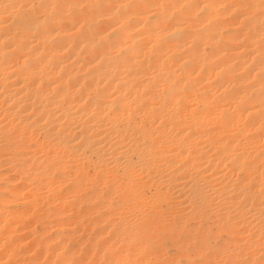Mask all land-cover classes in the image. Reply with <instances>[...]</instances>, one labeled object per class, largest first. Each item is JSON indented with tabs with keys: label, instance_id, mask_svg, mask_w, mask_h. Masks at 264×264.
Returning <instances> with one entry per match:
<instances>
[{
	"label": "bare ground",
	"instance_id": "1",
	"mask_svg": "<svg viewBox=\"0 0 264 264\" xmlns=\"http://www.w3.org/2000/svg\"><path fill=\"white\" fill-rule=\"evenodd\" d=\"M0 264H264V0H0Z\"/></svg>",
	"mask_w": 264,
	"mask_h": 264
}]
</instances>
